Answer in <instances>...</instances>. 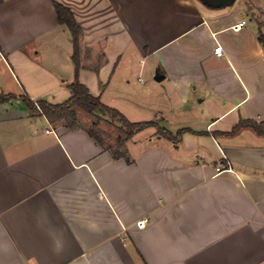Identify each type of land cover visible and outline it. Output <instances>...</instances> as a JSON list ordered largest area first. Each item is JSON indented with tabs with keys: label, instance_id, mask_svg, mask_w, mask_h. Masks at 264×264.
Masks as SVG:
<instances>
[{
	"label": "crops",
	"instance_id": "1",
	"mask_svg": "<svg viewBox=\"0 0 264 264\" xmlns=\"http://www.w3.org/2000/svg\"><path fill=\"white\" fill-rule=\"evenodd\" d=\"M59 1L82 28L91 93L132 122L186 131L139 130L116 158L86 127L33 113L20 95L71 96L72 36L53 0H0V93L18 95L0 103V264H264V135L230 134L264 122L249 0ZM142 73L144 97L129 91Z\"/></svg>",
	"mask_w": 264,
	"mask_h": 264
},
{
	"label": "trees",
	"instance_id": "2",
	"mask_svg": "<svg viewBox=\"0 0 264 264\" xmlns=\"http://www.w3.org/2000/svg\"><path fill=\"white\" fill-rule=\"evenodd\" d=\"M53 4L57 12L59 23L66 25L72 36L74 48L73 60L75 63L76 78L74 83L70 85L71 96L61 103H51L46 100H33L27 94L20 95L19 97L27 104L29 109L37 115H45L51 123L62 122L71 129L83 127L78 120L77 109H82L92 115L96 114L98 111H105L109 113L122 123L121 130L125 133L124 137L118 138L116 144L113 145L108 142L110 134L104 130L96 129V123L89 128L86 127V129L99 144H101L106 150H110L116 158H127L125 152L122 150L126 141H128L135 134V132L147 127H156L159 134H162L169 139H179L186 129H182L178 131L177 134H173L167 128L162 127L157 120L132 122L118 109L104 104L99 96H95L91 93L89 88L79 79V72L82 66V28L69 6L59 0H53ZM260 38L264 46L263 33L260 34ZM17 97L18 95L12 93H0V103ZM247 127L253 128L257 133L264 135V122H257L249 119L240 120L230 134H235L242 128Z\"/></svg>",
	"mask_w": 264,
	"mask_h": 264
},
{
	"label": "rangeland",
	"instance_id": "3",
	"mask_svg": "<svg viewBox=\"0 0 264 264\" xmlns=\"http://www.w3.org/2000/svg\"><path fill=\"white\" fill-rule=\"evenodd\" d=\"M238 2V0H237ZM249 7L252 8L255 22L257 23L260 34L263 33L264 35V0H249L248 1ZM140 79H143L146 84L141 83ZM137 76L132 78L131 86L129 91L134 94H140L144 97L145 88L149 87L150 84V76L147 73H142L141 78ZM78 112V120L83 127H91L94 123H96V129L104 130L110 134V138L108 142L111 144H116L118 138L124 137L125 133L122 132V123L115 119L112 115L105 111H98L96 114H88L82 109H77ZM145 117V118H143ZM137 119H151V117L147 115H140L137 116ZM149 131H143L142 133L137 134L136 139L138 137H143L144 135L148 134Z\"/></svg>",
	"mask_w": 264,
	"mask_h": 264
},
{
	"label": "built area",
	"instance_id": "4",
	"mask_svg": "<svg viewBox=\"0 0 264 264\" xmlns=\"http://www.w3.org/2000/svg\"><path fill=\"white\" fill-rule=\"evenodd\" d=\"M245 21L235 25V28H241L243 25H244ZM215 52L217 54H222V47L221 46H217L216 49H215ZM216 170H217V173L218 174H221V173H232L233 172V168L229 165L228 162H226V164H219L216 166ZM148 222V219L147 218H143V219H140L137 221V225L141 228L145 227L146 224Z\"/></svg>",
	"mask_w": 264,
	"mask_h": 264
},
{
	"label": "water",
	"instance_id": "5",
	"mask_svg": "<svg viewBox=\"0 0 264 264\" xmlns=\"http://www.w3.org/2000/svg\"><path fill=\"white\" fill-rule=\"evenodd\" d=\"M234 0H216V3L219 5H227L231 2H233ZM163 76L157 77V79H162Z\"/></svg>",
	"mask_w": 264,
	"mask_h": 264
}]
</instances>
